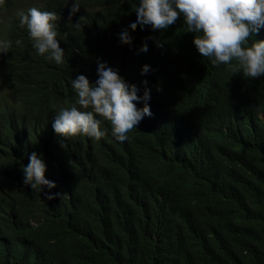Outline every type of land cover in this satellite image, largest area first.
<instances>
[{"label":"trees","instance_id":"16d2710c","mask_svg":"<svg viewBox=\"0 0 264 264\" xmlns=\"http://www.w3.org/2000/svg\"><path fill=\"white\" fill-rule=\"evenodd\" d=\"M6 2L0 264H264V77L214 67L182 19L164 32L127 26L134 0H80L71 17L72 0ZM30 7L57 13L65 46L82 49L77 62L26 72L22 54L35 52L19 14ZM121 24L127 41L115 34ZM253 38L264 39V28ZM145 42L148 51L138 52ZM98 59L137 85L138 95L148 81L152 115L124 142L98 118L102 135H77L62 148L52 116L65 106L70 77L88 69L94 81ZM144 64L151 71L141 76ZM30 79L44 87V94L28 90L35 102L42 98L45 115L33 112L25 122L14 101ZM32 150L49 161L45 177L59 193L53 200L23 183L20 167Z\"/></svg>","mask_w":264,"mask_h":264},{"label":"clouds","instance_id":"9594fccd","mask_svg":"<svg viewBox=\"0 0 264 264\" xmlns=\"http://www.w3.org/2000/svg\"><path fill=\"white\" fill-rule=\"evenodd\" d=\"M6 3V0H0V9ZM68 4L69 0H66L65 6ZM80 8V0H72L69 16ZM131 11L134 15L126 20L127 26L138 24L141 29L148 26L152 31L164 32L182 19L185 32L194 34L192 43L198 54L207 58L214 67H230L234 73L246 79L264 77V39L253 38L264 28V0H134ZM58 20L56 12L42 11L38 7H30L19 14V24L26 28L35 52L34 58L22 54L29 65L26 72L40 64L52 68L69 67L83 55L80 47L65 46L57 31ZM125 24L117 26L115 34L118 39L127 41L129 32ZM7 27L6 15L2 13L0 54L8 53L10 48V43L4 40ZM162 46V43H157V47ZM147 51V43H142L138 52ZM150 71L151 67L144 64L140 68V75L146 76ZM88 76L86 69L70 77L64 97L65 106L52 116V134L55 132L62 148H65L64 142L77 135H102L104 124L98 123V118L106 119L110 134L117 141L124 142L129 138L128 133L137 129L142 119L152 115L148 103L151 89L147 87V80L141 81L144 88L142 94L138 95L140 89L137 85L123 80L115 71V66L103 59L95 63L92 83ZM50 77L47 74L43 79L49 83ZM2 79L7 78L0 65ZM28 87L39 92L44 90L37 79H30L29 85L21 93L20 101H14V104L20 103L18 115L25 122H30L33 112L45 115L44 101L41 98L35 102L38 96L30 94ZM6 98L7 91L0 86V105L5 104ZM134 102L143 103V107L138 108ZM34 151L28 152L20 167L23 183L38 195L43 192L47 200H53L59 193L51 192L56 184L45 177L49 161ZM45 187L48 192H44Z\"/></svg>","mask_w":264,"mask_h":264}]
</instances>
